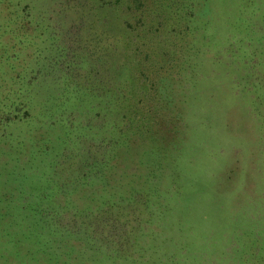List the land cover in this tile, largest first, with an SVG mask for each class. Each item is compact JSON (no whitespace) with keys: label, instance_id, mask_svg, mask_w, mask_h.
Instances as JSON below:
<instances>
[{"label":"trees","instance_id":"trees-1","mask_svg":"<svg viewBox=\"0 0 264 264\" xmlns=\"http://www.w3.org/2000/svg\"><path fill=\"white\" fill-rule=\"evenodd\" d=\"M187 70L215 104L257 95L263 163L264 0H0V225L25 249L5 264L150 263L165 166L144 161Z\"/></svg>","mask_w":264,"mask_h":264},{"label":"rangeland","instance_id":"rangeland-1","mask_svg":"<svg viewBox=\"0 0 264 264\" xmlns=\"http://www.w3.org/2000/svg\"><path fill=\"white\" fill-rule=\"evenodd\" d=\"M196 79L191 70L181 73L168 96L172 101L182 93L185 97L172 112L170 107L163 110V129L153 142L156 162L144 161L155 176L163 163L165 174L160 195L153 198L161 212L148 222L141 243L151 240L149 264H175L178 258L184 264H264V162L253 145L257 134L245 101L257 95L240 93L226 104L224 97L215 104L220 94H214L206 78L193 88ZM176 111L181 121L171 119ZM175 121L182 134L172 140L167 126ZM13 229L0 225L1 264L25 252L13 241L17 235L10 239Z\"/></svg>","mask_w":264,"mask_h":264}]
</instances>
